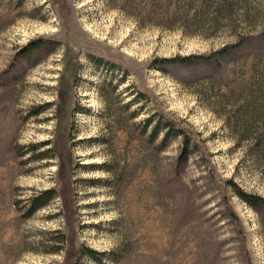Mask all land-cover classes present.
Wrapping results in <instances>:
<instances>
[{
  "label": "rangeland",
  "instance_id": "rangeland-1",
  "mask_svg": "<svg viewBox=\"0 0 264 264\" xmlns=\"http://www.w3.org/2000/svg\"><path fill=\"white\" fill-rule=\"evenodd\" d=\"M230 1L0 0V264H264L230 182L264 197V0Z\"/></svg>",
  "mask_w": 264,
  "mask_h": 264
},
{
  "label": "trees",
  "instance_id": "trees-1",
  "mask_svg": "<svg viewBox=\"0 0 264 264\" xmlns=\"http://www.w3.org/2000/svg\"><path fill=\"white\" fill-rule=\"evenodd\" d=\"M206 8H210L214 6L216 13H220L221 15H225L227 17L231 16V11L229 10L231 6L230 0H204ZM211 5V6H210ZM43 42L47 43L49 41L44 39H37L32 41L25 51L26 54L32 53V51H40L43 47ZM31 49V50H30ZM54 49V46H53ZM30 50V51H29ZM223 52L222 54H224ZM181 60L186 59L185 57L180 58ZM180 59H157L156 62H168V61H177ZM160 64V63H159ZM145 128H151L149 133V139L151 142L155 141L160 134H162L161 139L157 145H155L157 150L165 149L171 142L173 137L181 136L182 138V146L180 149V154L177 158V166H183L188 159L197 152L198 145L194 143L190 136L180 127L178 124L169 118H165L162 114L154 111L150 113V115L145 120ZM230 182L233 184V188L235 192L248 204H250L255 209L264 211V197L260 195H252L246 193L243 189H241L236 183L232 180ZM55 190L49 189L47 191L41 192L40 194L34 196L32 198L31 207L28 209V213H32L34 210L44 205L48 199H51L55 195ZM27 213V214H28ZM99 254L98 251L94 249H86L84 255L89 256L91 258H97ZM82 255V249L71 250V258L72 261L70 264H80Z\"/></svg>",
  "mask_w": 264,
  "mask_h": 264
},
{
  "label": "bare ground",
  "instance_id": "bare-ground-1",
  "mask_svg": "<svg viewBox=\"0 0 264 264\" xmlns=\"http://www.w3.org/2000/svg\"><path fill=\"white\" fill-rule=\"evenodd\" d=\"M85 162H95V160H88V159H86V160H84Z\"/></svg>",
  "mask_w": 264,
  "mask_h": 264
}]
</instances>
